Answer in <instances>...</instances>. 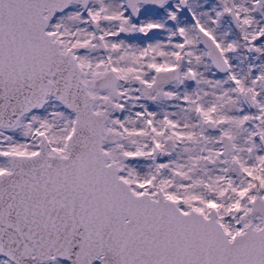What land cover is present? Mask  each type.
Returning <instances> with one entry per match:
<instances>
[{
	"label": "snow or ice",
	"instance_id": "obj_1",
	"mask_svg": "<svg viewBox=\"0 0 264 264\" xmlns=\"http://www.w3.org/2000/svg\"><path fill=\"white\" fill-rule=\"evenodd\" d=\"M0 264H264V0H0Z\"/></svg>",
	"mask_w": 264,
	"mask_h": 264
}]
</instances>
